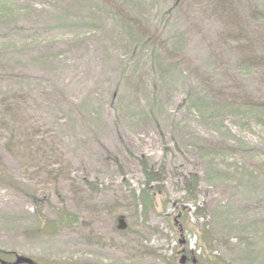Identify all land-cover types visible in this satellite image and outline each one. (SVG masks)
<instances>
[{"label": "rangeland", "instance_id": "1", "mask_svg": "<svg viewBox=\"0 0 264 264\" xmlns=\"http://www.w3.org/2000/svg\"><path fill=\"white\" fill-rule=\"evenodd\" d=\"M2 252L264 264V0H0Z\"/></svg>", "mask_w": 264, "mask_h": 264}, {"label": "trees", "instance_id": "2", "mask_svg": "<svg viewBox=\"0 0 264 264\" xmlns=\"http://www.w3.org/2000/svg\"><path fill=\"white\" fill-rule=\"evenodd\" d=\"M154 182V181H153ZM151 184L152 183H147L146 184V186H145V189H144V191L142 192L143 194H135L134 195V198L137 200V201H140L141 202V204H142V206L145 208V210L147 209L148 210V208H150L151 207V205L153 204L152 202H153V199H152V196L151 195H149V194H146L147 193V191H149L150 189H151ZM195 205V204H194ZM196 206V205H195ZM0 254H5V255H7V256H9L11 253H0ZM4 255V256H5ZM11 264H13V262L11 263Z\"/></svg>", "mask_w": 264, "mask_h": 264}, {"label": "water", "instance_id": "3", "mask_svg": "<svg viewBox=\"0 0 264 264\" xmlns=\"http://www.w3.org/2000/svg\"><path fill=\"white\" fill-rule=\"evenodd\" d=\"M118 223H119V226H118L119 229H122V227L124 228L125 222H124L123 218H119ZM23 263L35 264L32 260L27 259V258H18V261L15 264H23ZM194 263H195V261H194ZM181 264H185V260H182Z\"/></svg>", "mask_w": 264, "mask_h": 264}]
</instances>
